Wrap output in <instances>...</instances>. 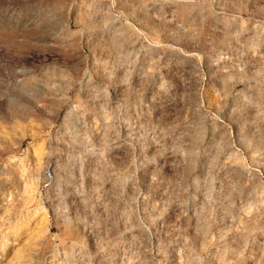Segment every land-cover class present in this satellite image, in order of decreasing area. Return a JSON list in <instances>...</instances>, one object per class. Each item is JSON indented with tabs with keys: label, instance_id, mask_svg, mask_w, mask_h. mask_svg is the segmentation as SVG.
I'll use <instances>...</instances> for the list:
<instances>
[{
	"label": "rangeland",
	"instance_id": "374dc122",
	"mask_svg": "<svg viewBox=\"0 0 264 264\" xmlns=\"http://www.w3.org/2000/svg\"><path fill=\"white\" fill-rule=\"evenodd\" d=\"M0 264H264V0H0Z\"/></svg>",
	"mask_w": 264,
	"mask_h": 264
}]
</instances>
